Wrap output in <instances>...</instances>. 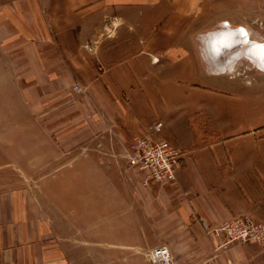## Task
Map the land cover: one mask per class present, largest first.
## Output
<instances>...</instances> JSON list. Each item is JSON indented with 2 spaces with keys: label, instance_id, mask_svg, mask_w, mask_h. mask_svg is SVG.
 I'll use <instances>...</instances> for the list:
<instances>
[{
  "label": "crops",
  "instance_id": "crops-1",
  "mask_svg": "<svg viewBox=\"0 0 264 264\" xmlns=\"http://www.w3.org/2000/svg\"><path fill=\"white\" fill-rule=\"evenodd\" d=\"M253 19L264 27V0H0V57L36 113L0 130V264H153L163 245L171 264H264V243L220 230L264 221V119L222 115L204 75L203 37L243 26L261 41ZM137 136L183 151L175 181L144 186L114 157L72 179L73 137L105 152Z\"/></svg>",
  "mask_w": 264,
  "mask_h": 264
},
{
  "label": "rangeland",
  "instance_id": "rangeland-1",
  "mask_svg": "<svg viewBox=\"0 0 264 264\" xmlns=\"http://www.w3.org/2000/svg\"><path fill=\"white\" fill-rule=\"evenodd\" d=\"M251 25L259 28L264 33V27L261 26L260 22L258 23L253 19L251 20ZM219 29L222 28H215V30ZM259 40L264 41V34ZM205 46L206 45L203 42V47L205 48ZM224 57L223 55H220L218 57L220 60L218 61H223L225 59ZM8 62L9 60L0 57V86L6 84L9 88L8 91L0 90V130L6 128L8 130L16 129V127H24L27 130V128L31 127L33 115L36 113L33 112L30 107V105H32L30 101H28V104L26 100L18 99V92L14 88L16 83L20 81L17 74L11 73V70L13 69L9 66ZM235 65V71H227V74H216L212 70L211 65L209 68L205 65L204 75L209 77L207 85L217 92V94L223 96L222 98L224 99L222 103H216V110L222 115H238L246 113L248 116L262 117L264 119V72L260 71L256 64H253L248 59L242 60ZM73 85L76 91L81 93L85 92L79 83L76 82ZM6 94L8 95V98L4 103L2 98L7 97ZM42 114L47 115L46 112H42L41 115ZM100 141L101 139L98 138H72V179L76 178L77 180H83L85 178H94L92 173H88V171L85 170V159L94 162L96 157L97 159H100L101 157H114L116 162L119 161V168L122 169L123 167L124 171L127 168H130L128 161L124 156L125 147L122 144L119 146L113 139L108 138L107 145L111 147V151L103 152L100 150L102 149V145H97ZM113 149H117L118 151L115 152ZM69 171L70 170H67V173ZM60 173L62 172H55L52 174L51 178H59ZM107 174L111 175L112 172H108ZM73 188L74 192L72 195L74 199H72V201L78 202L80 200V193L83 192L82 185ZM60 189L62 190V187H60Z\"/></svg>",
  "mask_w": 264,
  "mask_h": 264
},
{
  "label": "built area",
  "instance_id": "built-area-1",
  "mask_svg": "<svg viewBox=\"0 0 264 264\" xmlns=\"http://www.w3.org/2000/svg\"><path fill=\"white\" fill-rule=\"evenodd\" d=\"M161 124H157L159 129ZM183 151L166 140H153L149 136H137L125 146L124 156L129 167L145 175L143 185L149 181L172 182L176 180V169ZM220 230L226 235L225 244L257 242L264 243V221L249 214H241L226 221ZM153 264H171L172 255L167 245L157 246L146 252Z\"/></svg>",
  "mask_w": 264,
  "mask_h": 264
},
{
  "label": "bare ground",
  "instance_id": "bare-ground-1",
  "mask_svg": "<svg viewBox=\"0 0 264 264\" xmlns=\"http://www.w3.org/2000/svg\"><path fill=\"white\" fill-rule=\"evenodd\" d=\"M247 29V28H246ZM236 31L233 30V28L229 29H219L211 31L209 34H206L203 37V42L205 43V50L208 51L207 57L208 60L211 61L212 70H215L217 73L221 72V69H228V72L233 71L235 68V64L241 62L242 60H249L253 64H259V59L250 51V49L253 47L254 43H264L263 41H257L253 39L250 34L247 37H244L243 35L237 34L233 37V44L232 47H226L223 52L220 54L221 56L225 58L223 61L219 62L220 58L217 56L214 52L211 51L210 47V41L213 38V36L221 31ZM249 33V31H248ZM245 40H248V43H245ZM212 56V57H211ZM216 57V58H215ZM227 72V71H225Z\"/></svg>",
  "mask_w": 264,
  "mask_h": 264
},
{
  "label": "clouds",
  "instance_id": "clouds-1",
  "mask_svg": "<svg viewBox=\"0 0 264 264\" xmlns=\"http://www.w3.org/2000/svg\"><path fill=\"white\" fill-rule=\"evenodd\" d=\"M221 24L230 25V22L226 20L222 21ZM237 34L243 35L244 37L249 35L248 30L243 26L237 27L236 31L228 30L216 33L209 42L211 51L219 56L226 47L232 46L234 42L233 37ZM245 42H247V40H245ZM250 51L259 59L257 68L264 72V43H254ZM225 71H228V69H221L222 73Z\"/></svg>",
  "mask_w": 264,
  "mask_h": 264
},
{
  "label": "water",
  "instance_id": "water-1",
  "mask_svg": "<svg viewBox=\"0 0 264 264\" xmlns=\"http://www.w3.org/2000/svg\"><path fill=\"white\" fill-rule=\"evenodd\" d=\"M245 43H248V40H247V42H245ZM232 45H234V44H232ZM232 47V46H231Z\"/></svg>",
  "mask_w": 264,
  "mask_h": 264
}]
</instances>
